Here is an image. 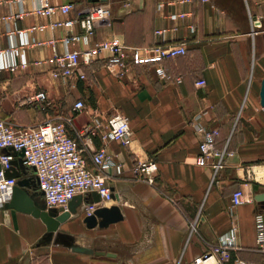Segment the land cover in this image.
Masks as SVG:
<instances>
[{
  "label": "crops",
  "instance_id": "1",
  "mask_svg": "<svg viewBox=\"0 0 264 264\" xmlns=\"http://www.w3.org/2000/svg\"><path fill=\"white\" fill-rule=\"evenodd\" d=\"M105 1L111 18L96 24L88 45L76 48L84 51L113 37L134 48L184 44V56L163 64L182 83L159 80L149 66L132 67L122 77L111 75L105 55L90 64L81 63L83 81L55 78L47 64L35 65L53 52L51 45L38 43L56 40L55 48L61 52L65 30L31 31L29 37L36 43L25 50L27 66L0 73V119L18 127H35L71 117L67 127L71 137L89 138L86 143L91 149L104 147L122 167L121 175L114 169L107 172L113 198L96 208L118 206L123 219L105 229H88L83 224L86 206H82L59 227L51 242L42 243L46 227L40 219L3 209L0 264H195L232 228L236 247L223 264H264L256 228L257 214L264 223V209L255 199L264 194V109L259 96L264 78V0ZM66 3L75 6L68 15H29L9 26L0 22L1 48L9 46V28L29 30L75 18L90 6L86 0H50L53 5ZM24 6L29 8L30 2ZM8 11V6H0V16ZM175 13L188 15L170 20ZM255 19L261 27L251 34ZM162 29L167 30L163 36L155 34ZM198 80L206 82L204 88L195 86ZM39 92L46 94L45 102L24 104L27 96ZM79 100L84 110L74 113L73 105ZM114 113L129 120L132 136L126 146L102 141L98 133H82L93 118L103 122L102 132L105 120ZM196 116L205 128L219 129L218 148L229 139V150L234 153L214 180L211 167L196 164L202 139L194 126ZM85 159L92 167L90 157ZM146 160L157 166L154 185L136 178L132 171ZM18 172L34 199L44 203L33 169L20 165ZM235 190L252 200L231 209ZM196 219V232L189 235L190 223ZM74 246L115 257L75 253ZM199 264L217 262L214 257Z\"/></svg>",
  "mask_w": 264,
  "mask_h": 264
},
{
  "label": "built area",
  "instance_id": "2",
  "mask_svg": "<svg viewBox=\"0 0 264 264\" xmlns=\"http://www.w3.org/2000/svg\"><path fill=\"white\" fill-rule=\"evenodd\" d=\"M25 1L30 2V7L24 6ZM90 4L75 18L63 21H54L47 25L35 26L29 30L13 31L8 29L9 46L6 49L0 46V73L14 71L18 67L25 68L27 61L25 50L35 44L30 39L31 31H44L62 28L66 34L60 39L63 50L58 52L55 48L56 40L39 42L38 45L49 44L52 54L46 60H39L35 65L47 64L52 68V76L61 80L76 78L85 80V74L80 70L81 63L90 64L96 57L105 55V67L109 74L122 77L132 67H152L155 76L165 82L173 81L181 84L180 77L173 78L164 67L166 60L184 56L187 48L184 44L179 45H156L152 48H134L124 45L118 38L99 42L84 51L78 50V44L88 45L94 36L97 23L111 18V9L105 0H86ZM190 0H186L189 2ZM206 0H202L205 2ZM128 5V4H126ZM0 6H8L9 11L5 16H0V22L7 26L11 22L20 20L29 15L51 17L56 12L68 15L74 11L73 3L63 5L50 4V0H0ZM162 4L158 5L160 9ZM187 13H175L169 16L170 20L177 21L187 16ZM258 19L251 22V34L260 29ZM77 28V30H76ZM193 32L194 28L189 27ZM167 30L155 32L163 36ZM206 82L198 80L195 86L204 88ZM47 96L39 92L27 96L24 104L45 102ZM84 110L82 101L73 105V112ZM71 117H62L58 122L47 121L35 127H18L6 120L0 119V151H8V154L0 155V211L4 203L9 201L12 188L17 179L7 177L5 173L10 170L12 160H20L21 165L31 168L39 191L42 194L44 204L48 209L66 208L70 200L77 195H90L96 193L100 197V203L112 200V191L107 183V172L114 169L115 174H122V167L116 164L113 157L107 153L104 147L98 150L91 149L86 141L71 137L67 127L71 125ZM102 121L93 118L83 129V134H99L102 141H115L126 146L132 136L129 120L120 113L110 115L104 122V130L101 132ZM194 126L202 139L198 146L199 155L196 164L201 167L209 166L213 170V180L221 171L229 158L234 153L229 150V139L224 142L222 148L217 147V138L220 135L218 128H205L199 123V116L194 119ZM15 153V155H14ZM89 156L92 167H89L85 156ZM136 178L144 180L149 185L155 184L157 173L156 163L152 160L139 161L132 169ZM252 200L242 190H235L231 195L230 208L241 206ZM99 204L86 206L85 216L91 215ZM198 220L190 223L189 235L196 232ZM256 228L258 232V250L264 252V223L263 216L257 214ZM236 247L235 228L229 230L219 238L217 243L204 256L195 261V264L204 263L210 258H216L217 264L229 262L231 251ZM236 264H246L237 262Z\"/></svg>",
  "mask_w": 264,
  "mask_h": 264
},
{
  "label": "water",
  "instance_id": "3",
  "mask_svg": "<svg viewBox=\"0 0 264 264\" xmlns=\"http://www.w3.org/2000/svg\"><path fill=\"white\" fill-rule=\"evenodd\" d=\"M259 96L260 105L264 109V78L261 81ZM8 151H3V153L8 154ZM10 164L11 168L5 173V175L7 177L16 178L17 183L12 188L9 201L3 204L1 210H15L17 212L30 214L31 216L40 219L46 227V232L42 238V243L51 242L54 233L59 229V227L63 223L67 222L71 216L76 215L82 206L100 203V197L93 192L89 197H84L82 195L73 197L66 208L48 209L44 203L34 199V196L27 190L29 188L28 185L20 180L18 168L21 165V161L18 159L12 160ZM255 199L258 203H260L262 209H264V194L257 195ZM122 219L123 215L118 206H103L96 208L91 213V215L85 216L83 218V224H85L86 228L88 229H105L110 225L121 221ZM72 251L79 254H95L99 256L106 255L108 257H115V254L113 253L93 251L89 248L81 246H74Z\"/></svg>",
  "mask_w": 264,
  "mask_h": 264
}]
</instances>
